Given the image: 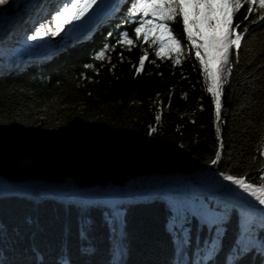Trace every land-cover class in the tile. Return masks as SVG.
<instances>
[{
	"label": "trees",
	"instance_id": "trees-1",
	"mask_svg": "<svg viewBox=\"0 0 264 264\" xmlns=\"http://www.w3.org/2000/svg\"><path fill=\"white\" fill-rule=\"evenodd\" d=\"M133 4L128 0L121 15L92 37L39 66L15 74L0 65L1 181L123 192L211 164L210 172L221 177L244 175L259 182L264 21H243L246 4L234 18L242 22L238 32L250 30L239 52H230L217 122L182 22L171 24L181 42L179 56H157L154 33L148 40L136 36L135 27L150 17L132 16ZM261 14L256 8L250 20ZM217 123L223 149L213 165L220 148ZM249 216L256 242L238 253ZM213 242L215 253L203 261ZM262 244L264 213L185 183L139 203L118 201L115 213L105 202H69L37 191L0 196V264H119L122 249V264H264Z\"/></svg>",
	"mask_w": 264,
	"mask_h": 264
},
{
	"label": "snow or ice",
	"instance_id": "snow-or-ice-1",
	"mask_svg": "<svg viewBox=\"0 0 264 264\" xmlns=\"http://www.w3.org/2000/svg\"><path fill=\"white\" fill-rule=\"evenodd\" d=\"M9 0H0V5H5ZM97 0H68L63 7L59 8L52 17V23L55 25V31L51 28L48 32L51 35H59L65 30L66 25H71L73 21H79L81 17L96 4ZM247 5V14L243 21H249L250 24H256L264 21V0H134L133 7L130 10L132 16L140 13L143 17H150L140 22L135 27L136 36L143 34V38L148 40V34L154 33L151 43L156 45V55L164 56L175 53L178 57L181 52V42L173 32L172 23L182 22L183 33L189 41L191 49L195 50V58L199 63L200 71L203 77L205 91L210 94L215 106V121H220L222 117V94L223 86L227 82L225 73H231L230 52L235 49L236 52L242 47V40L245 34L249 32V27L245 26L243 31H237L241 28V23L235 22L236 14L244 5ZM258 8L261 15L258 19H251L250 15ZM44 25L35 30L34 35L27 37L28 40H36L38 37L46 35ZM125 37L127 34H124ZM127 43L131 44L132 40ZM104 53L101 52L96 57L102 59ZM174 64L180 63V60L173 58ZM140 67L136 69L139 73L144 65V57L140 58ZM90 67V66H89ZM161 117L156 116L157 122ZM217 139L220 140L221 128L216 125ZM264 140V136L261 137ZM223 141L220 140V148L216 151V158L211 161L215 165L221 158ZM264 156V151L260 152ZM224 181L236 186L243 193L251 197L260 210H264V174L259 176V182H248L244 175L221 174ZM255 205H249L254 207ZM119 224L117 219L113 220L114 228ZM253 221L249 216L244 225L245 239L241 241V246L237 252H243L253 246L256 242L251 233L253 230ZM264 250V244L261 245ZM215 242L202 258L207 261L215 253Z\"/></svg>",
	"mask_w": 264,
	"mask_h": 264
},
{
	"label": "water",
	"instance_id": "water-1",
	"mask_svg": "<svg viewBox=\"0 0 264 264\" xmlns=\"http://www.w3.org/2000/svg\"><path fill=\"white\" fill-rule=\"evenodd\" d=\"M29 1H31V0H29ZM20 11H21V9H18L17 11L12 10L7 16H5L3 19H1L0 23H5L6 21H9L8 22L9 24H4V25L0 26V29L3 28L4 26H7V28L5 27V29L11 28V27H13L14 24H18L19 21L25 19L28 16L29 12L25 11V12H22L21 14H19L20 18H18L19 16H17V18L15 20L14 19L12 20L11 19L12 16H14V14L17 15ZM3 31L5 32V30H3ZM62 35L63 34L60 33L59 35H57V38H60ZM72 42L68 41L67 38L65 40H60L57 43V45L53 48V51H51V53H53L55 50L65 48L66 46L72 44ZM53 45H55V44H53ZM53 45H51V46H53ZM37 46L34 49H35V51L39 52L40 50H43V49H45L48 46V42L46 41V42L40 43ZM210 168H211V164H209L206 168H204V170L198 171V172H204L207 175L209 173V171H210ZM198 172H195L194 175L196 176L198 174ZM216 174L220 176L219 173H216ZM167 176H170V178L172 179V180L169 181L170 182L169 185H180V184H183L185 181H187L189 183H195V185L203 186L202 184L198 183L193 177H189V175H183L182 173L172 174V175H167ZM162 177H164V176H162ZM159 178H161V177H157V179H159ZM247 178H248V176H246V179ZM157 179L155 178L154 180H157ZM154 180L152 179V181H154ZM152 181H147V182H144V183L132 184L130 187H125L124 191H130V190H132V191H140V193L143 194V193H146V190L156 189V188H160L161 187V186H155V185L149 184ZM0 183L16 185V184L24 183V182L11 183V182L1 181L0 180ZM36 183L44 184L46 186H54L53 184H50V183H44V182H36ZM61 185H65V184H63V183L56 184V186H61ZM65 186H68V185H65ZM167 186L168 185H166L164 187H167ZM68 187H71V186H68ZM203 190H204L205 193L217 192L219 194L230 196V197L238 199V200H243L244 202L247 203V199L243 195H237V194H235L233 192H220L219 190H217L215 188H213L211 190H207L205 187H203ZM37 191H38V189H37ZM81 191L83 192L82 194L94 193L93 196H91V197H86L85 195H83V196L80 195L81 197L85 196V198H88V199L114 198V197H116L118 195L117 193L119 192V191H110V192H108V191H104V190H101V189L95 190L93 188H89V189H85V190H81ZM46 192H48V193L50 192L48 187L46 189ZM19 193H30V192L26 191V190H21V189L10 188V189H7L5 191H0V196L1 195H6V194H19ZM258 208H260V206H258Z\"/></svg>",
	"mask_w": 264,
	"mask_h": 264
},
{
	"label": "rangeland",
	"instance_id": "rangeland-1",
	"mask_svg": "<svg viewBox=\"0 0 264 264\" xmlns=\"http://www.w3.org/2000/svg\"><path fill=\"white\" fill-rule=\"evenodd\" d=\"M29 0H26L24 6L27 5ZM23 6V7H24ZM12 9V8H11ZM10 8H7L5 6H1L0 5V20L3 19L5 16H7L12 10ZM41 25H44V28H45V23L42 22V24H40L38 27H35L33 29V32H35V30L37 28H39ZM31 34H29L30 36ZM41 40V38H37L36 40H34L33 42L36 43V42H39ZM32 45L33 43L32 42H29L27 41V38H25L20 44H17L15 46H12L13 48L10 49V48H7L6 54H8L9 56H14L15 54H19L21 56H23L24 54L28 53L29 51L32 50ZM24 53V54H23ZM198 176V177H197ZM189 177H193L198 183L202 184L205 186V188H208V189H217L219 190L220 192H233L235 194H238V195H243L247 200L248 202H251V203H256L251 197H249L246 193H243L240 189H238L236 186L234 185H231L229 182L227 181H224L223 178L219 175H217L216 173H211L209 171V173L207 175H204L203 177H200L199 174H197L196 176L194 175V173H192V175H189ZM185 184H189L190 186H193L195 188V186L197 187V189H200L201 191L203 190V187H201L200 185H195V183H189L187 181L184 182ZM181 185V184H180ZM169 187L171 186H177V185H168ZM61 186H49L50 189H56V190H59V191H62V188H60ZM71 189V187H69ZM70 189H63V190H70ZM160 189H163V187H160V188H156V189H150V190H146V193L145 195H148V194H153L155 193L156 191L160 190ZM37 191V190H36ZM35 191V192H36ZM37 192H39L40 194H46L47 192L46 191H42V190H38ZM130 192H133L132 190H130ZM33 192L31 193H28V194H32ZM94 193H89L87 194L86 193V197H91L93 196ZM208 194V193H207ZM209 194H213V193H209ZM215 194V193H214ZM84 197H78L77 196V199L80 201V200H85L86 198ZM226 196V195H224ZM229 197V196H228ZM85 198V199H84ZM232 198V197H230ZM233 199V198H232ZM76 200V199H75ZM262 213H264V210H260ZM121 261V256H120V259H119V263Z\"/></svg>",
	"mask_w": 264,
	"mask_h": 264
},
{
	"label": "bare ground",
	"instance_id": "bare-ground-1",
	"mask_svg": "<svg viewBox=\"0 0 264 264\" xmlns=\"http://www.w3.org/2000/svg\"><path fill=\"white\" fill-rule=\"evenodd\" d=\"M25 1L26 0H9V2L7 4L1 5V6H5V7L10 8V9L12 8L11 10L17 11L18 9H21L24 6V4L26 3ZM54 1L55 0H38V3H37L38 5L42 4L43 6L49 8V10H51V11H50L49 15L46 18H44L45 19L44 20V23H45V31L47 32V34L44 35L43 37H38V38H41V40L39 41V43H37V42L34 43L33 42L34 40H28L27 39V41L33 43L32 47L33 46L36 47L38 44L47 41L48 42L47 48H48L51 45H53L54 43L62 40L61 38H57V35L56 36L51 35V33L48 32V29L51 28L52 31H55V25H54V23H52V17H53V15L55 14V12L59 8L63 7L64 4H66L68 2V0H59V2L57 1V3H58V6L57 7L58 8L52 9L55 6L53 4ZM35 7L36 6H34V8ZM32 11H30L31 14L34 13ZM18 18H20V16ZM25 23H26L25 20H21L17 26H22ZM17 26L14 24V26L12 28L17 29ZM14 29H11V30H14ZM30 32H31V35H34L35 34V32H33L32 30H30ZM24 33H27V31H24ZM22 40H23V38H22ZM198 174H199L200 177H203L204 175H206L204 172H198ZM170 180H172L170 178V176H166V177L164 176V177H161V178H159L157 180H154V181L150 180L152 182H150L149 184H152V185H155V186L164 187V186L170 184V182H169ZM47 187L49 188V186H46V185L40 184V183H19V184H16V185H10V184H2V183H0V191H5V190L10 189V188H15V189L26 190V191H29L31 193V192L36 191L37 189L38 190H42V191H46ZM60 188H62V189H70L68 186H65V185H61ZM78 193H79V195H86V194H82L83 193L82 191H78Z\"/></svg>",
	"mask_w": 264,
	"mask_h": 264
}]
</instances>
